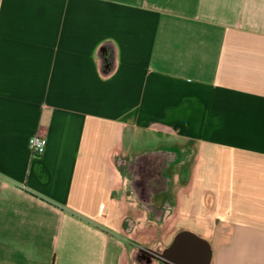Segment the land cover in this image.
I'll use <instances>...</instances> for the list:
<instances>
[{
  "label": "crops",
  "instance_id": "0c3cea01",
  "mask_svg": "<svg viewBox=\"0 0 264 264\" xmlns=\"http://www.w3.org/2000/svg\"><path fill=\"white\" fill-rule=\"evenodd\" d=\"M181 231L264 264V0H0V264H164Z\"/></svg>",
  "mask_w": 264,
  "mask_h": 264
},
{
  "label": "flooded vegetation",
  "instance_id": "af4514ba",
  "mask_svg": "<svg viewBox=\"0 0 264 264\" xmlns=\"http://www.w3.org/2000/svg\"><path fill=\"white\" fill-rule=\"evenodd\" d=\"M173 162L172 155L169 153H158L145 156L133 163H130L123 173L125 188L134 196H143L146 190L155 191L167 189L171 177L167 170Z\"/></svg>",
  "mask_w": 264,
  "mask_h": 264
},
{
  "label": "water",
  "instance_id": "95a60500",
  "mask_svg": "<svg viewBox=\"0 0 264 264\" xmlns=\"http://www.w3.org/2000/svg\"><path fill=\"white\" fill-rule=\"evenodd\" d=\"M213 250L210 242L190 231L179 232L172 245L165 249L159 260L164 264H212Z\"/></svg>",
  "mask_w": 264,
  "mask_h": 264
},
{
  "label": "built area",
  "instance_id": "2783aa9c",
  "mask_svg": "<svg viewBox=\"0 0 264 264\" xmlns=\"http://www.w3.org/2000/svg\"><path fill=\"white\" fill-rule=\"evenodd\" d=\"M30 150L34 158H41L46 150V140L42 135H35L30 140Z\"/></svg>",
  "mask_w": 264,
  "mask_h": 264
}]
</instances>
